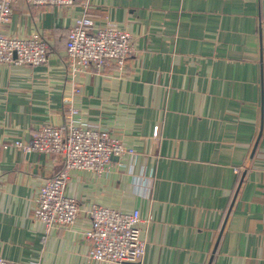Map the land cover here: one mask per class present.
Instances as JSON below:
<instances>
[{"label": "crops", "instance_id": "0c3cea01", "mask_svg": "<svg viewBox=\"0 0 264 264\" xmlns=\"http://www.w3.org/2000/svg\"><path fill=\"white\" fill-rule=\"evenodd\" d=\"M82 1L15 0L2 27L41 34L49 55L35 66L0 62V255L19 264H264V0H87L92 27L114 23L135 48L124 68L71 73L65 40ZM71 107L133 152L113 156L105 172L72 170L77 217L45 232L35 198L62 157L2 143L62 123ZM92 204L138 209L141 260L87 256Z\"/></svg>", "mask_w": 264, "mask_h": 264}, {"label": "built area", "instance_id": "2783aa9c", "mask_svg": "<svg viewBox=\"0 0 264 264\" xmlns=\"http://www.w3.org/2000/svg\"><path fill=\"white\" fill-rule=\"evenodd\" d=\"M15 0H0V62L35 66L48 60L47 41L39 33L27 36L9 34L2 27L11 15ZM33 5H71L75 0H26ZM87 0L82 1L83 12L76 17L66 34L65 55L68 70L76 73L91 66L96 71L113 63L124 68L127 58L134 52L129 31L114 23L94 29L87 12ZM76 110L70 108L60 124H43L29 138H15L3 142V147L57 153L63 166L47 178L37 191L33 217L48 232L53 227L68 226L74 222L80 206L67 192L69 174L75 169L96 173L109 169L113 156L131 153L133 149L96 123L74 119ZM156 133V129L154 131ZM237 170L238 167H235ZM90 224L83 231L89 240L87 256L112 263L136 262L143 258L145 240L138 224L142 221L138 209L123 211L100 204L88 208ZM0 264H19L0 255Z\"/></svg>", "mask_w": 264, "mask_h": 264}]
</instances>
